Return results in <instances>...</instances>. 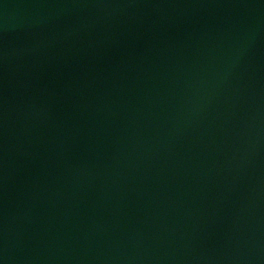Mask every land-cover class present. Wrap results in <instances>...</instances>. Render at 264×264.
I'll list each match as a JSON object with an SVG mask.
<instances>
[{"label":"water","instance_id":"1","mask_svg":"<svg viewBox=\"0 0 264 264\" xmlns=\"http://www.w3.org/2000/svg\"><path fill=\"white\" fill-rule=\"evenodd\" d=\"M0 264H264V0H0Z\"/></svg>","mask_w":264,"mask_h":264}]
</instances>
